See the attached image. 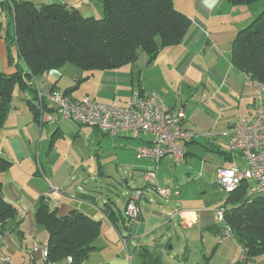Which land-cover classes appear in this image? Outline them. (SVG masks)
Masks as SVG:
<instances>
[{"label":"crops","instance_id":"0c3cea01","mask_svg":"<svg viewBox=\"0 0 264 264\" xmlns=\"http://www.w3.org/2000/svg\"><path fill=\"white\" fill-rule=\"evenodd\" d=\"M24 1L38 6L63 3L83 16H104L101 6L88 0ZM179 2L181 5L178 7L174 0V6L193 20L192 29L182 44L162 50L152 64H149L146 53H140L134 65L119 69L90 72L67 65L26 82L40 94L74 90L69 94L73 100L89 97L98 103L120 107L129 106L135 90L145 95L157 94L170 108L183 107L186 113L185 128L197 135L196 140L188 145L184 166L189 165V159L195 156V150L200 149L201 141L205 140L208 143L204 146L205 151H211L218 157L212 163L202 165L201 173H215L217 176L220 167L245 166L241 157L233 156L231 160H226L220 153L230 154L224 133L240 120L252 117L257 108L258 93L249 78L234 70L230 51L238 32L251 22L253 16L249 12L250 16L246 19L234 18L237 9L245 7H231L225 0ZM0 47L4 48L2 53L5 56L0 72L15 74L17 67L8 63L6 43L1 41ZM33 99L34 93L30 90L23 92L16 86L12 108L0 130V158L11 163V167L2 175V194L6 202L17 208L23 233L22 236L16 232L8 233L1 246L13 264H44L42 249L47 245L48 235L35 221V211L41 198H46L51 208H58L60 216L78 211L102 222V233L96 242L97 250L83 264H141L139 254L142 247L159 252L164 264H168L165 249L161 248L159 242L165 229L183 233L186 244L181 256L183 261L188 260L185 255L189 250L191 253L195 245L203 244L208 248L202 253L203 256L210 254L225 228L224 222L222 227L215 220L212 210L171 208L201 212L198 222L188 228L179 218H169L167 214L170 210L164 213L156 208L143 209L140 206V220L128 227L125 216L127 198L133 190L146 186L145 173L155 166L151 160L138 159L135 151L139 143L150 141L148 136L135 139L127 132L111 136L113 148L121 152L120 157H116L123 160L125 167L133 170V178L139 183L135 189L127 184L129 190L119 207L104 196L92 181L93 167L96 169L99 161V146L104 142L99 139L100 132L71 120L41 124L28 105V101ZM164 164L173 166L170 158L161 161L157 180L160 186L169 187L172 181L168 183L159 174L162 168L165 169ZM152 196H157L154 191L146 193V204H153ZM180 197L182 194L177 196ZM107 204L125 220L124 223L119 221V230L110 219L111 210ZM219 245L210 260L205 256L202 264H214V258L217 256L218 261L221 253L225 252L230 264H237V259L239 263L244 261V251L233 237L221 239ZM196 254L198 256L199 251ZM177 259L178 256L169 264H180L174 263ZM224 261L228 262L227 258ZM196 264L201 263L198 261ZM245 264H264V256L248 260Z\"/></svg>","mask_w":264,"mask_h":264},{"label":"trees","instance_id":"16d2710c","mask_svg":"<svg viewBox=\"0 0 264 264\" xmlns=\"http://www.w3.org/2000/svg\"><path fill=\"white\" fill-rule=\"evenodd\" d=\"M88 1L101 6L102 18L83 16L63 3L38 6L24 0H1L0 15L9 17L14 26V35L8 33L5 41L8 63L16 66L17 72L13 75L0 72V130L12 108L16 86L23 92L34 93L28 105L39 122L40 112L36 108L39 92L33 91L26 81L67 65L90 72L115 70L134 65L140 53H146L152 64L162 50L182 44L193 26V20L175 8L174 0ZM225 1L231 7H245L255 14L230 47L232 66L252 82L264 83V0ZM72 91L64 94L69 96ZM220 154L226 160L234 156ZM10 167L9 161L0 158V231L22 236L19 212L2 194V175ZM107 205L110 219L119 230V221L125 220ZM221 207L225 209V229H230L245 254L244 261L237 264L264 256V197L251 199L248 183L244 182L228 195ZM35 221L48 235V257L44 264H83L97 250L102 222L81 212L60 216L58 208H51L48 200L41 198ZM139 255L141 264H164L162 254L146 247L141 248Z\"/></svg>","mask_w":264,"mask_h":264},{"label":"built area","instance_id":"2783aa9c","mask_svg":"<svg viewBox=\"0 0 264 264\" xmlns=\"http://www.w3.org/2000/svg\"><path fill=\"white\" fill-rule=\"evenodd\" d=\"M252 83L258 93L255 114L240 120L224 133L229 153L241 157L245 166L220 167L217 170V183L221 191L232 194L247 182L251 199L264 197V83ZM36 108L40 112L41 124L71 120L109 136L127 132L135 139L140 136L150 138L149 142L139 143L135 149L138 159L151 160L155 166L145 173L146 188L133 190L127 198L125 216L128 227L140 220V206L150 189L163 199L170 198L174 192L179 194L171 188L161 187L157 179L161 161L170 158L173 164L184 165L188 145L196 140L197 135L185 128L186 113L183 107L170 108L159 95H145L135 90L127 107L98 103L89 97L73 100L63 92L53 91L46 95L39 93ZM200 213L172 209L167 215L171 219L179 218L184 226L190 228L198 222ZM224 213L222 207L216 211L217 219L221 222ZM6 235V232L0 231V264H13L1 249ZM229 237H232V232L224 228L222 240ZM123 241L126 243L125 238ZM47 257L48 248L45 247L42 249L44 263ZM68 261L72 259L68 258Z\"/></svg>","mask_w":264,"mask_h":264},{"label":"rangeland","instance_id":"374dc122","mask_svg":"<svg viewBox=\"0 0 264 264\" xmlns=\"http://www.w3.org/2000/svg\"><path fill=\"white\" fill-rule=\"evenodd\" d=\"M176 5L179 7L180 2L176 0ZM248 12V13H247ZM253 15L252 12H250ZM248 10L244 9H237V12L234 13V18L236 19H246L248 15L250 16ZM255 16H253L254 18ZM252 20V19H251ZM8 33L13 36L14 35V26L11 22V19L4 14L0 15V42L4 41L6 43V38L8 37ZM7 46V45H6ZM13 48V55L16 56V51ZM7 49V47H6ZM4 48L0 47V69L2 68L1 63L3 61L4 54L2 53ZM7 51V50H6ZM99 139L104 142L99 146V161L97 164V168L93 167V184L97 185L99 191L107 196L109 199H112L114 202L117 203L119 207L122 206L124 196L127 194V184L131 187V189H135L139 186L138 181H135L133 178V170L128 169L123 165V160L120 158L121 152L119 150H115L113 148L111 136H105L102 133L98 134ZM205 140L201 141V148H197L195 156L189 159V165H176L167 166L164 164L165 169L160 170V177L161 179H167V182L172 183L169 187L164 186L165 188H171L174 191H178L179 194H172V196L168 199L160 198L159 196H152L153 204L148 205L146 202L141 203V207L143 209H155L164 211V213H168V211L173 209H184V208H196L201 209L204 208L206 210H212L214 213L215 220L224 227L222 224L223 222L217 219L216 211L218 208L224 204L225 200L227 199L228 195L220 190L219 185L217 183V176L215 173H207L202 172V165L206 162L212 163L213 160H217L218 155L214 154L211 151H205L204 146H207ZM116 154H115V152ZM159 171V170H158ZM96 179V181H94ZM169 179H172L168 181ZM160 185V184H159ZM162 187V186H161ZM151 190V189H150ZM182 197L177 198V196ZM176 197V198H175ZM178 205V206H177ZM199 211V210H193ZM43 228V227H42ZM44 229V228H43ZM173 229V227H172ZM45 230V229H44ZM175 233V234H174ZM163 239L160 240V244L162 245L161 248L165 249L164 255L168 264L178 256V259L174 262H179L180 264H196L198 261L202 264L205 259V256L208 260L213 256V253L217 251V248L220 246V239L218 243L212 246L210 250V254L203 256L202 253L206 251L208 248L202 245H195L192 246L193 250L191 253H186L185 258L187 261H183L181 256L183 253V249L185 247V240L184 235L179 230H163ZM172 248V249H170ZM206 248V249H205ZM225 248V247H224ZM199 255L197 256L196 253ZM220 252L221 249H220ZM219 254V253H217ZM197 256V257H196ZM227 258V261H224ZM217 256L214 258V264H230L229 257H227L226 252L221 253V258L216 261ZM224 259V260H223ZM206 262V260H205ZM204 262V263H205ZM237 263L238 259H237Z\"/></svg>","mask_w":264,"mask_h":264},{"label":"water","instance_id":"95a60500","mask_svg":"<svg viewBox=\"0 0 264 264\" xmlns=\"http://www.w3.org/2000/svg\"><path fill=\"white\" fill-rule=\"evenodd\" d=\"M144 202L148 203V201H147V199H146V198H144ZM107 213H110V212H109V211H107ZM170 249H172V248H170Z\"/></svg>","mask_w":264,"mask_h":264}]
</instances>
